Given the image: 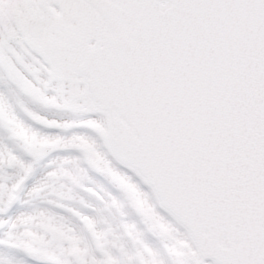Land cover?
I'll return each instance as SVG.
<instances>
[{
	"label": "snow or ice",
	"instance_id": "obj_1",
	"mask_svg": "<svg viewBox=\"0 0 264 264\" xmlns=\"http://www.w3.org/2000/svg\"><path fill=\"white\" fill-rule=\"evenodd\" d=\"M0 264H264V0H0Z\"/></svg>",
	"mask_w": 264,
	"mask_h": 264
}]
</instances>
